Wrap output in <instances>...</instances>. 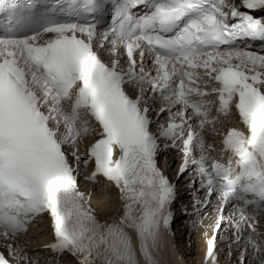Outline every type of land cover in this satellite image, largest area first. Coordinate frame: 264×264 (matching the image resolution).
Returning <instances> with one entry per match:
<instances>
[{"label":"snow or ice","instance_id":"1","mask_svg":"<svg viewBox=\"0 0 264 264\" xmlns=\"http://www.w3.org/2000/svg\"><path fill=\"white\" fill-rule=\"evenodd\" d=\"M244 9L264 10V0H0V235L14 238L47 214L48 247L75 264H160L175 190L156 156L179 148L183 173L205 150L204 127L230 113L237 125L217 153L226 162L209 154L192 163L221 212L228 202L242 221L264 212V54L238 44L264 42V19ZM158 98L170 106L149 107ZM164 112L166 125L152 119ZM93 128L81 161L77 141ZM90 161L85 179L103 177L119 193L115 217L98 218L78 188V165ZM221 220L205 264H216ZM235 227L242 258L258 252ZM5 247L17 264L25 258Z\"/></svg>","mask_w":264,"mask_h":264},{"label":"bare ground","instance_id":"2","mask_svg":"<svg viewBox=\"0 0 264 264\" xmlns=\"http://www.w3.org/2000/svg\"><path fill=\"white\" fill-rule=\"evenodd\" d=\"M102 187L99 186L97 188V192L95 191V194L97 195V199H94V204L97 208V212L104 215L105 213L102 211L103 208V199H110L112 196L107 194V190L101 192ZM100 197V198H98ZM105 201V200H103ZM106 202V201H105ZM104 202V205H105ZM107 203V202H106ZM112 204V203H111ZM109 206V205H108ZM105 207V206H104ZM106 208V207H105ZM108 208V207H107ZM210 229L209 223L205 222L202 230L196 229V237L192 239L193 242H195L198 246V249L202 247V239L203 237L208 235V230ZM27 238V237H25ZM191 236H189V242H190ZM184 240L182 239L178 243V248L170 247V255L173 257L172 260L168 257V252L166 251V248L163 250H159V261L160 264H202L201 258L197 255L199 252H197L196 256L193 257L194 253L191 255L190 252L187 254V248L185 247ZM34 249V251L32 250ZM38 249V251H36ZM23 252L27 255H30L32 258H36L37 256L44 255V250L41 246L36 247H30V248H23ZM41 260H38V263H40ZM61 264H72L70 261H63ZM210 264V263H208Z\"/></svg>","mask_w":264,"mask_h":264},{"label":"rangeland","instance_id":"3","mask_svg":"<svg viewBox=\"0 0 264 264\" xmlns=\"http://www.w3.org/2000/svg\"><path fill=\"white\" fill-rule=\"evenodd\" d=\"M98 198H100V197H98ZM103 200H105L107 203L105 201H103ZM103 200H102V203H103L102 211L106 210V211H103L105 214L106 213H110L111 211H113V209L115 207V201L112 198H110L108 200L107 199H103ZM104 202H105V205H104ZM41 238H42V235H40L39 237H36L35 239H31V240H29L27 242L25 240H20V245H24L26 247L34 246V245H36V242L39 241V239H41ZM32 250L34 251V249H32ZM36 251H38V249Z\"/></svg>","mask_w":264,"mask_h":264}]
</instances>
